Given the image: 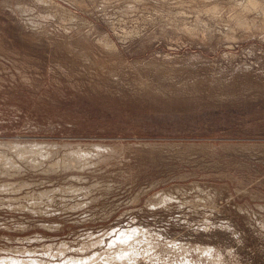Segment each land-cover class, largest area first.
Returning <instances> with one entry per match:
<instances>
[{
	"label": "rangeland",
	"instance_id": "374dc122",
	"mask_svg": "<svg viewBox=\"0 0 264 264\" xmlns=\"http://www.w3.org/2000/svg\"><path fill=\"white\" fill-rule=\"evenodd\" d=\"M253 1L0 0V260L264 264Z\"/></svg>",
	"mask_w": 264,
	"mask_h": 264
},
{
	"label": "bare ground",
	"instance_id": "6f19581e",
	"mask_svg": "<svg viewBox=\"0 0 264 264\" xmlns=\"http://www.w3.org/2000/svg\"><path fill=\"white\" fill-rule=\"evenodd\" d=\"M257 1V0H256ZM256 1H253V4L252 5H254L255 7H256V5H257V2ZM21 7V6H20ZM255 7H253V8H255ZM25 8V7H24ZM246 9V8H245ZM256 9V8H255ZM254 9V10H255ZM32 9H30V11H31ZM253 10V11H254ZM35 11V10H34ZM263 12H264V10H263ZM29 13V12H28ZM32 18V17H31ZM31 20V19H30ZM242 26V25H241ZM13 74V73H12ZM34 142V141H33ZM37 145V144H36ZM35 145V146H36ZM38 145H41V144H38ZM37 145V147H35V151L38 149L39 151H40V149H43V147H39ZM45 147V146H44ZM18 148V147H17ZM22 148V147H21ZM25 148V147H24ZM23 148V149H24ZM28 148V147H27ZM30 148H32V147H30ZM46 148V147H45ZM19 150V149H18ZM27 150V149H26ZM45 150V149H44ZM38 151V152H39ZM50 151H51V149H50ZM27 152V151H26ZM37 152V151H36ZM46 152V151H45ZM28 153V152H27ZM32 153H33V150H32ZM12 154V153H11ZM30 154H31V152H30ZM113 154V153H112ZM13 155V154H12ZM39 157V156H38ZM52 160V159H51ZM42 161V160H41ZM21 163V162H20ZM29 165V164H28ZM56 167V166H55ZM94 167V166H93ZM89 169V168H88ZM45 170V169H44ZM24 171V170H23ZM36 172V171H35ZM67 172V171H66ZM26 178V177H25ZM28 181V180H27ZM18 184V183H17ZM102 186V185H101ZM95 189V188H94ZM204 190V189H203ZM101 191V190H100ZM79 194V193H78ZM3 198V197H2ZM53 199V198H52ZM94 199V198H93ZM2 202V201H1ZM38 209H40V208H38ZM202 213V212H201ZM42 224V223H41ZM53 225V224H52ZM42 226V225H41ZM225 227V226H224ZM56 229V228H55ZM121 231V230H120ZM129 237V235L127 234V233H125L124 235L122 234L121 236H120V238H128ZM26 239V238H25ZM135 239V238H134ZM29 241V240H28ZM97 241V240H96ZM91 243V242H90ZM96 243V242H95ZM86 245V244H85ZM93 245V244H92ZM88 245H86V247H87ZM49 247V246H48ZM85 247V248H86ZM90 247H92V246H90ZM197 247V246H196ZM2 250V249H1ZM61 250V249H60ZM201 250H203V249H201ZM19 251V250H18ZM24 252V251H23ZM30 253V252H29ZM8 255V254H7ZM130 255V253L129 252H125V250H122V251H120V253H118L116 256H111V257H106V259L104 258H97V256L96 257H93V258H91V259H88L87 260V263L88 264H125L124 262H127V257ZM222 255V254H221ZM52 256V255H51ZM54 256V255H53ZM146 256V255H145ZM226 256V255H225ZM12 257V256H11ZM33 257V256H32ZM39 257V256H38ZM61 257V256H60ZM5 258V257H4ZM7 258V257H6ZM43 258V257H42ZM133 258H135L134 256H133ZM144 258V257H143ZM151 258V257H150ZM16 259V258H15ZM130 259V258H129ZM128 259V260H129ZM138 259V258H137ZM131 260V259H130ZM132 261H133V259H132ZM150 261V260H149ZM138 262V261H137ZM206 262V261H205ZM32 263H34V261H31V260H27L26 262H24V261H16V260H10V261H7V260H0V264H32ZM154 263V262H153ZM68 264V263H67ZM69 264H80V261H75V260H70V263Z\"/></svg>",
	"mask_w": 264,
	"mask_h": 264
}]
</instances>
